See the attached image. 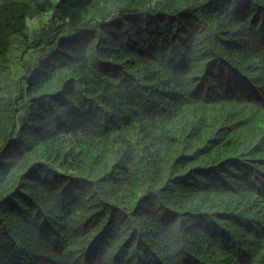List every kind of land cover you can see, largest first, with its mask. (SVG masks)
Listing matches in <instances>:
<instances>
[{
	"label": "trees",
	"instance_id": "1",
	"mask_svg": "<svg viewBox=\"0 0 264 264\" xmlns=\"http://www.w3.org/2000/svg\"><path fill=\"white\" fill-rule=\"evenodd\" d=\"M0 264H264V0H0Z\"/></svg>",
	"mask_w": 264,
	"mask_h": 264
},
{
	"label": "rangeland",
	"instance_id": "2",
	"mask_svg": "<svg viewBox=\"0 0 264 264\" xmlns=\"http://www.w3.org/2000/svg\"><path fill=\"white\" fill-rule=\"evenodd\" d=\"M47 20V15H45V16H41L39 19H33V20H31L30 21V25L32 26V27H37V26H39L41 23H43V22H45Z\"/></svg>",
	"mask_w": 264,
	"mask_h": 264
}]
</instances>
